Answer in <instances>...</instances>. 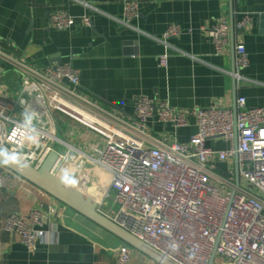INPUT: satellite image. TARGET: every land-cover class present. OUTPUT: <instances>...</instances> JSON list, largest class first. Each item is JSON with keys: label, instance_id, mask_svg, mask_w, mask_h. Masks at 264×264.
Masks as SVG:
<instances>
[{"label": "built area", "instance_id": "obj_1", "mask_svg": "<svg viewBox=\"0 0 264 264\" xmlns=\"http://www.w3.org/2000/svg\"><path fill=\"white\" fill-rule=\"evenodd\" d=\"M139 15L137 3L126 4L121 23L134 27ZM50 20L59 30L76 24L67 11L51 13ZM252 20L251 15H243L235 29L243 31ZM81 22L90 26L92 21L84 16ZM231 31L229 20L209 29L217 52L228 48ZM180 33L177 26L168 28L163 39L167 48ZM236 60L233 76L239 84L244 79L240 71L249 61L242 43L236 45ZM0 62L21 75L18 93L0 92V149L17 153L25 162L31 160L27 163L35 168L56 152L52 173L63 180L65 173L77 180L89 163L99 166L111 183L96 201L97 210L176 264H209L214 255L229 264H264V108L248 109L246 99L239 97L236 110L212 106L181 111L146 96L138 99L135 115L125 117L80 93V74L71 63L41 73L1 46ZM160 63L168 68V52ZM17 95L30 96L34 110L42 102L43 119L32 114L35 132L15 117ZM52 113L96 133L106 141L105 147L93 154L75 148L59 152L53 143L66 144L55 134ZM191 119L197 132L187 143H170L155 133V125L178 133L191 126ZM32 135L35 142L27 138ZM222 142L226 148L219 146ZM27 150L28 158L22 155ZM13 176L0 166V190L12 187ZM48 210L58 214L55 208ZM43 222V212L35 209L28 215H9L3 229L17 234L33 251L50 237ZM132 258L133 249L124 245L116 264H130Z\"/></svg>", "mask_w": 264, "mask_h": 264}, {"label": "crops", "instance_id": "obj_2", "mask_svg": "<svg viewBox=\"0 0 264 264\" xmlns=\"http://www.w3.org/2000/svg\"><path fill=\"white\" fill-rule=\"evenodd\" d=\"M129 3L139 7L134 27L121 23ZM56 11L70 13L75 26L57 29L50 20ZM245 14L253 20L237 31L235 24ZM262 14L264 0H0V46L41 73L71 63L80 74L78 91L125 117H133L138 99L146 96L181 111L212 106L234 109L239 97L246 99L248 109L264 108ZM84 16L91 19L90 26L81 22ZM222 20H229L232 31L228 48L217 52L209 29ZM173 25L181 33L167 48L164 35ZM241 43L249 61L240 71L244 79L238 84L233 73L236 45ZM165 52L168 68L160 63ZM20 78L18 71L0 62V92L11 89L18 93ZM16 99L17 119L25 121V113L43 119L46 112L41 101L34 110L30 96L17 95ZM52 119L55 134L66 144L53 143L59 152L75 148L93 154L94 149L105 147L103 138L71 119L59 113H52ZM195 124L191 119V126L178 133L160 125L154 129L165 141L187 143L197 132ZM219 146L227 145L222 142ZM30 153L27 150L22 155L28 158ZM110 183L102 168L89 163L71 185L98 201ZM49 208L58 214L51 215ZM35 209L43 212V229L51 234L31 251L3 226L9 215H28ZM124 245L128 244L17 175L9 190H0V264H116ZM132 249L130 264H153ZM214 264L229 263L216 257Z\"/></svg>", "mask_w": 264, "mask_h": 264}, {"label": "water", "instance_id": "obj_3", "mask_svg": "<svg viewBox=\"0 0 264 264\" xmlns=\"http://www.w3.org/2000/svg\"><path fill=\"white\" fill-rule=\"evenodd\" d=\"M260 22L261 26L264 27V14L260 16ZM234 110H236V106ZM57 160L58 154L53 152L46 158L40 168H35L25 161L23 162L27 165V167L23 170L12 165L2 167L31 183L92 223L117 236L129 246L153 260L156 264H176L175 262L163 257L149 245L138 240L129 232L102 215L97 210V202L94 199L81 192L70 183H66L65 180L55 176L52 173V170ZM215 258L216 255L213 256L209 264H214Z\"/></svg>", "mask_w": 264, "mask_h": 264}, {"label": "clouds", "instance_id": "obj_4", "mask_svg": "<svg viewBox=\"0 0 264 264\" xmlns=\"http://www.w3.org/2000/svg\"><path fill=\"white\" fill-rule=\"evenodd\" d=\"M33 116L30 113H25V126L30 129V131L35 132V129L31 126L32 125ZM28 139L35 142L36 137L34 135L28 136ZM16 166L17 168L23 170L25 167H27L26 164H24L21 157L15 153V152H9L6 149H0V166ZM64 180L66 183H74V180H71L68 178V174L65 173Z\"/></svg>", "mask_w": 264, "mask_h": 264}, {"label": "rangeland", "instance_id": "obj_5", "mask_svg": "<svg viewBox=\"0 0 264 264\" xmlns=\"http://www.w3.org/2000/svg\"><path fill=\"white\" fill-rule=\"evenodd\" d=\"M153 264H154V262H153Z\"/></svg>", "mask_w": 264, "mask_h": 264}]
</instances>
